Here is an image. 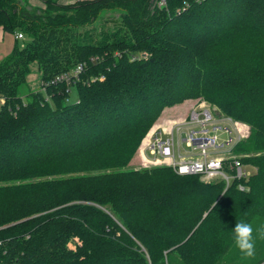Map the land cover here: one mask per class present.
<instances>
[{
    "label": "trees",
    "instance_id": "16d2710c",
    "mask_svg": "<svg viewBox=\"0 0 264 264\" xmlns=\"http://www.w3.org/2000/svg\"><path fill=\"white\" fill-rule=\"evenodd\" d=\"M43 4L0 0V27L24 33L0 60V264H231L235 224L264 229V0ZM188 99L248 126L224 171L254 173L129 168Z\"/></svg>",
    "mask_w": 264,
    "mask_h": 264
},
{
    "label": "built area",
    "instance_id": "2783aa9c",
    "mask_svg": "<svg viewBox=\"0 0 264 264\" xmlns=\"http://www.w3.org/2000/svg\"><path fill=\"white\" fill-rule=\"evenodd\" d=\"M163 3L164 1L160 2ZM224 121H228L231 128L223 127ZM239 125L229 118L214 115L208 107H197L192 109L184 120L174 122L170 129L160 127L155 130L147 142V150L166 165L173 167L180 175H200L206 183L223 179L228 186L233 178L249 175L242 162L236 158L232 164L235 174L229 175L224 171V161L230 157L232 146L246 137L240 132ZM234 129L236 139L230 137L221 144L218 143V135L212 134L217 130L231 133ZM175 131L178 133L177 140L174 138ZM183 142L192 148L188 151V156L180 154ZM239 188L245 189L241 185Z\"/></svg>",
    "mask_w": 264,
    "mask_h": 264
},
{
    "label": "rangeland",
    "instance_id": "374dc122",
    "mask_svg": "<svg viewBox=\"0 0 264 264\" xmlns=\"http://www.w3.org/2000/svg\"><path fill=\"white\" fill-rule=\"evenodd\" d=\"M41 7H44V4H41ZM119 13L113 11V12H108L105 13L102 17V19L97 20V27L100 28L102 25H105L107 27H114L118 22H119ZM93 27V26H92ZM89 27V28H92ZM40 84L39 80V73L38 69L36 67V64L33 66V71L32 74L28 78V86L31 89L38 88ZM26 90L27 87L23 86L20 93L25 96L26 95ZM70 101H76L77 100V93L75 89H72L70 97ZM1 103V101H0ZM205 106L208 107L214 115L215 113V108H213L209 103L202 101L200 99H188L183 101L182 103H179L178 105L173 106L174 109H169L172 107L165 108L160 117L157 119L151 130L147 133L145 138L143 139L142 143L140 144L136 154L134 155L133 159L131 160L129 164V168L132 169H143V168H148V167H154V166H166L164 161L160 160L158 157L155 155L151 154L147 150V142L154 133L155 130H158L160 127L168 128L170 129L172 124L174 122H180L184 120L189 112L197 107ZM239 130L241 133L245 134V136L248 135L249 128L247 125L243 123H239ZM223 127H227L228 129L231 128L230 123L228 121L222 122ZM216 133L218 135V143L221 144L222 142H226L230 137L233 138L234 140L236 139V131L233 130L231 133L225 131V130H217L216 132H212V134ZM174 138L177 140L178 138V133L177 131L174 132ZM182 149L183 152L186 151H191L192 148L187 146L186 142L182 143ZM231 156V155H230ZM244 169L248 174H252L255 172V168L243 164ZM202 180V179H201ZM203 181V180H202ZM253 236L255 238V255L251 258H246L236 247L235 244L230 246V249L228 251V254L224 257V261L226 262L227 260L231 261V264H248L247 262H250V264H264V261L258 262L259 258L264 256V237L260 236V232L256 231L253 232ZM73 247V245H70ZM258 262V263H257Z\"/></svg>",
    "mask_w": 264,
    "mask_h": 264
},
{
    "label": "clouds",
    "instance_id": "9594fccd",
    "mask_svg": "<svg viewBox=\"0 0 264 264\" xmlns=\"http://www.w3.org/2000/svg\"><path fill=\"white\" fill-rule=\"evenodd\" d=\"M20 39L24 38V33L17 31ZM253 227L250 223L238 222L234 227V242L239 251L246 257L251 258L255 255V238L253 236ZM260 236L264 237V229L260 230Z\"/></svg>",
    "mask_w": 264,
    "mask_h": 264
},
{
    "label": "crops",
    "instance_id": "0c3cea01",
    "mask_svg": "<svg viewBox=\"0 0 264 264\" xmlns=\"http://www.w3.org/2000/svg\"><path fill=\"white\" fill-rule=\"evenodd\" d=\"M43 1L44 0H28L29 4H31V6H37V7H40L41 4L43 3ZM58 1L62 4H70V3H75V2L80 1V0H58ZM16 36H17V34L7 33L3 30L2 27H0V60L12 52V50L14 49V47L16 45V41H17ZM35 89H37V88H35ZM169 109H174V107L168 108V110ZM215 113L217 116L220 117L218 112H215ZM232 131L233 130H231V132ZM179 151H181L180 154H182V155H187V156L190 155L188 151L183 152L182 148Z\"/></svg>",
    "mask_w": 264,
    "mask_h": 264
}]
</instances>
